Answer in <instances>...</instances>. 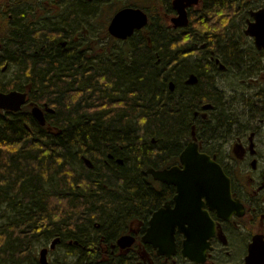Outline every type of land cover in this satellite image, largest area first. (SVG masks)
<instances>
[{"label":"trees","instance_id":"1","mask_svg":"<svg viewBox=\"0 0 264 264\" xmlns=\"http://www.w3.org/2000/svg\"><path fill=\"white\" fill-rule=\"evenodd\" d=\"M222 1L207 0L210 21L202 17L199 23L214 35L206 38L210 32L198 26L192 49L186 50L188 41L175 46L176 39L156 37L152 48L132 54L128 67L101 63L90 75L84 66L78 69L77 55L70 58L57 46L42 50L44 35L21 29L18 67L32 68V90L50 97L48 122L60 133H30L26 127L36 126L30 116L0 115V264H38L35 244L57 235L76 243L65 246L66 258L57 264H94L96 233H111L128 214L144 215L159 199L144 177L146 168L180 152L193 127L207 145L234 126L212 78L220 71L208 49L240 68L253 54L238 52L241 43L233 38L225 40L236 11H227L221 22ZM7 54L12 56V45ZM193 54L199 57L195 64L189 62ZM191 70L196 83H184Z\"/></svg>","mask_w":264,"mask_h":264},{"label":"flooded vegetation","instance_id":"2","mask_svg":"<svg viewBox=\"0 0 264 264\" xmlns=\"http://www.w3.org/2000/svg\"><path fill=\"white\" fill-rule=\"evenodd\" d=\"M228 2L234 7L226 8ZM178 7L185 15L184 21L180 19ZM123 9L142 11L147 24L120 38L112 35L108 27L113 17ZM231 10L236 11L228 26L233 33H224L227 29L224 25L225 40L233 38L236 45L241 43L237 45L238 52L251 53L255 58L249 54L247 66L240 68L208 49L214 69L217 67L221 75L243 83L249 89L237 96L242 104V119L226 128L216 143L206 145L193 136L198 150L221 165L230 183V198L224 196L219 202L208 201L205 197L201 199L200 210L208 214L215 230L208 239L204 260L198 262L184 256L182 246L186 237L178 227L174 230L176 252L173 255L158 254L153 245L145 241L152 214L165 208L166 204L173 209L177 204L175 197L178 191L175 185L155 179L144 170L147 183L159 199L144 215L139 212L128 214L111 233L105 229L97 232L93 242L98 253L93 257L94 264H264V49H259L254 37L245 33L249 23L255 21L254 14L264 13V0L222 1L219 11L221 22L226 20L227 11ZM0 14V72L9 68V78L0 81V85L10 86L0 92L25 94L19 110H0V115L18 116L19 113L30 116L36 122V126L26 127L30 133L43 131L55 134L60 133V129L48 122L54 113L47 102L50 97L40 96L37 90H32L35 86L32 68L27 67L21 72L18 67V45L24 46L19 39L21 29L25 28L36 36L44 35L47 41L42 43V50L57 46L64 49L70 58L77 55L80 60L78 69L82 70L84 66L83 70H87L89 75L101 63L118 62L128 67L132 54L144 46L152 48L156 37L176 39L177 43L170 44L175 46L188 41V50L193 47V35L198 26L210 32L207 25L201 27L202 23H199L202 17H205V23L210 21L207 0H0ZM205 34L206 38L214 35L213 32ZM9 45H12L10 58L7 54ZM35 107L42 111L44 125L34 118L32 109ZM181 151L160 157L156 170L181 167ZM94 227L98 225L95 223ZM122 237H129L131 244L120 247L118 241ZM59 238L56 246L76 244L66 236Z\"/></svg>","mask_w":264,"mask_h":264},{"label":"water","instance_id":"3","mask_svg":"<svg viewBox=\"0 0 264 264\" xmlns=\"http://www.w3.org/2000/svg\"><path fill=\"white\" fill-rule=\"evenodd\" d=\"M180 19L184 21L185 15L178 7ZM255 21L249 23L245 33L254 37L256 46L264 49V13H255ZM147 22L146 15L135 9H123L111 20L109 32L120 38L131 35L134 28H141ZM185 23V22H180ZM177 25V24H176ZM196 77L190 76L188 83H194ZM173 88V84H170ZM25 101V94L18 91L7 93L0 92V109L17 111ZM34 118L40 125L45 124L42 111L35 107L32 109ZM194 135V133H193ZM181 168L174 166L169 170H147L155 179L173 184L177 187L178 195L175 197L176 206L171 209L168 204L154 212L149 220V226L144 236L145 241L153 245L158 254L167 256L176 252L174 243V230L184 233L186 239L183 242L182 253L198 262L205 258V251L209 247L208 239L214 234V224L206 212L200 210L202 197L208 201L219 202L226 196L230 198L229 178L225 175L221 166L209 155L198 150L194 141L187 143L180 153ZM87 165L90 161L85 159ZM129 237H122L118 241L120 247L131 244ZM59 238L51 242L53 249ZM48 249L43 248L39 252L41 264H47Z\"/></svg>","mask_w":264,"mask_h":264},{"label":"rangeland","instance_id":"4","mask_svg":"<svg viewBox=\"0 0 264 264\" xmlns=\"http://www.w3.org/2000/svg\"><path fill=\"white\" fill-rule=\"evenodd\" d=\"M189 57H190L189 62H193L191 64H195L199 60V57H197L196 54L195 55L193 54L192 56H189ZM192 75L196 76V72L194 70H191V73L188 74V76L184 77L183 79L184 83H188V80L190 76ZM7 78H9V68H8V71L6 72H2V73L0 72L1 82L5 81ZM212 78L214 80V83L217 89L222 92L221 104L225 106L228 109V111H230L232 115L231 121L234 122V121L241 120L242 119L241 113L243 111L240 110V106L242 104L240 102V99L237 96H239L243 92H247L246 90L249 88L244 86L243 83H237L235 80H230L227 78V76L224 77L223 75H221V73L213 74ZM237 110L239 113H237ZM48 242L49 241H46L42 238L38 240L37 243L35 244L34 252H35V255L37 256V259L39 257L38 252L40 248L44 244H46L45 246H48ZM66 255L67 254L65 252V247L56 246V248L52 252L48 253L47 255L48 264H57L61 260H64L66 258Z\"/></svg>","mask_w":264,"mask_h":264}]
</instances>
